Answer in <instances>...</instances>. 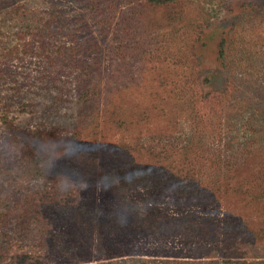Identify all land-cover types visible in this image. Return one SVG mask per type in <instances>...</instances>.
Masks as SVG:
<instances>
[{
  "label": "rangeland",
  "instance_id": "1",
  "mask_svg": "<svg viewBox=\"0 0 264 264\" xmlns=\"http://www.w3.org/2000/svg\"><path fill=\"white\" fill-rule=\"evenodd\" d=\"M237 260L264 264V0H0V264Z\"/></svg>",
  "mask_w": 264,
  "mask_h": 264
},
{
  "label": "clouds",
  "instance_id": "2",
  "mask_svg": "<svg viewBox=\"0 0 264 264\" xmlns=\"http://www.w3.org/2000/svg\"><path fill=\"white\" fill-rule=\"evenodd\" d=\"M82 138L79 135L67 133L56 138H46L34 141L33 147L37 156L41 160L40 167L47 175L56 168V162L63 159H79L82 155L80 145ZM144 172L137 162H133L127 167L123 175L108 174L101 187L111 188L118 182L133 183ZM87 185L83 181V177L75 170H62L57 173L55 179V191L58 195L68 196L77 191L83 190ZM129 211H116L119 223H125L129 215Z\"/></svg>",
  "mask_w": 264,
  "mask_h": 264
},
{
  "label": "trees",
  "instance_id": "3",
  "mask_svg": "<svg viewBox=\"0 0 264 264\" xmlns=\"http://www.w3.org/2000/svg\"><path fill=\"white\" fill-rule=\"evenodd\" d=\"M208 263H215V261H209ZM235 263L236 264H250L249 262H247V261H244V260H237V261H235Z\"/></svg>",
  "mask_w": 264,
  "mask_h": 264
}]
</instances>
